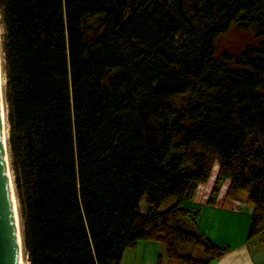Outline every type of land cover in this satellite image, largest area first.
I'll return each mask as SVG.
<instances>
[{
	"label": "trees",
	"instance_id": "16d2710c",
	"mask_svg": "<svg viewBox=\"0 0 264 264\" xmlns=\"http://www.w3.org/2000/svg\"><path fill=\"white\" fill-rule=\"evenodd\" d=\"M0 27L28 264H120L142 241L212 264L226 249L188 204L215 167L208 205L246 193L264 243V0H0ZM232 28L253 43L217 56Z\"/></svg>",
	"mask_w": 264,
	"mask_h": 264
},
{
	"label": "crops",
	"instance_id": "0c3cea01",
	"mask_svg": "<svg viewBox=\"0 0 264 264\" xmlns=\"http://www.w3.org/2000/svg\"><path fill=\"white\" fill-rule=\"evenodd\" d=\"M202 188H198L188 205L199 211V231L203 236L219 248L226 249L224 255L212 264H264V249L253 248L254 238L248 239L251 210L247 207L245 212L237 211V201L230 200L226 195H217L214 204L208 205L210 195H197ZM120 264L171 263L161 244L142 241L134 249L124 251Z\"/></svg>",
	"mask_w": 264,
	"mask_h": 264
},
{
	"label": "water",
	"instance_id": "95a60500",
	"mask_svg": "<svg viewBox=\"0 0 264 264\" xmlns=\"http://www.w3.org/2000/svg\"><path fill=\"white\" fill-rule=\"evenodd\" d=\"M4 107L2 91L0 93V264H19L21 232L20 225L18 229L16 224L17 206L15 196H12L13 184L10 185L8 178L11 173L7 137L4 132Z\"/></svg>",
	"mask_w": 264,
	"mask_h": 264
},
{
	"label": "rangeland",
	"instance_id": "374dc122",
	"mask_svg": "<svg viewBox=\"0 0 264 264\" xmlns=\"http://www.w3.org/2000/svg\"><path fill=\"white\" fill-rule=\"evenodd\" d=\"M0 33H1V27H0ZM252 37L249 35H244L241 32H239L237 29L232 28L225 36H223L217 46V56L221 55L224 52H227L228 54L234 55L237 52L241 51L247 44H252ZM1 57V56H0ZM1 66H2V57H1ZM2 74H3V66H2ZM3 88H4V74H3ZM6 115V114H5ZM217 173V168L215 167L213 169L212 177L215 179V175ZM214 179L209 180L207 185H203L202 190L197 194V195H210ZM227 187V182H225L220 189L219 195H226V189ZM231 200V199H230ZM237 201L235 203V209L237 211H243L245 212L247 207L248 209L251 210V207L247 203V194L246 193H241L239 200H234ZM208 203V202H207ZM175 204V200L173 198L169 199V202H166L161 210L164 211L170 206ZM149 205L147 201L144 199L141 204H140V211L145 213L148 209ZM189 207V205H188ZM192 209V208H190ZM195 210V209H193ZM254 242L252 244L253 248H261L260 250L264 249V243H263V238L262 236H256L254 238ZM193 254L198 257H204V254L202 252V249L200 247H194L193 248ZM23 261L24 264H28L27 262V256L25 254V251L23 249Z\"/></svg>",
	"mask_w": 264,
	"mask_h": 264
},
{
	"label": "bare ground",
	"instance_id": "6f19581e",
	"mask_svg": "<svg viewBox=\"0 0 264 264\" xmlns=\"http://www.w3.org/2000/svg\"><path fill=\"white\" fill-rule=\"evenodd\" d=\"M2 91H3V74H2L1 57H0V93H2ZM3 110H4V132H6L5 107L3 108ZM8 178L10 180V185H11L12 184L11 174L8 175ZM12 196H14L13 186H12ZM16 224H17L18 229H19L20 223H19V217L17 215V212H16ZM19 264H24V261H23V246H22V242H20V245H19Z\"/></svg>",
	"mask_w": 264,
	"mask_h": 264
},
{
	"label": "built area",
	"instance_id": "2783aa9c",
	"mask_svg": "<svg viewBox=\"0 0 264 264\" xmlns=\"http://www.w3.org/2000/svg\"><path fill=\"white\" fill-rule=\"evenodd\" d=\"M211 179H214V177H211L210 180H211Z\"/></svg>",
	"mask_w": 264,
	"mask_h": 264
}]
</instances>
